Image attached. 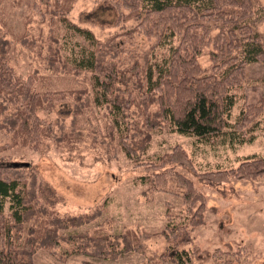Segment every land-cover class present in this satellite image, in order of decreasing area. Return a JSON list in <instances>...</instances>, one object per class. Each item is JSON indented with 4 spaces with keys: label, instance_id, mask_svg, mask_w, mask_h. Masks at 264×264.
Masks as SVG:
<instances>
[{
    "label": "rangeland",
    "instance_id": "rangeland-1",
    "mask_svg": "<svg viewBox=\"0 0 264 264\" xmlns=\"http://www.w3.org/2000/svg\"><path fill=\"white\" fill-rule=\"evenodd\" d=\"M259 1L264 7V0ZM64 18L77 27L91 30L102 43L115 36L117 41H124L125 48L116 56L121 69L137 59L142 61L147 53L153 65L166 53L167 47L157 39L138 32L127 33L136 26L135 21L116 24L115 12L104 0H0V31L9 40L10 65L25 79L33 77L35 90L47 93L55 105L53 109L38 111L42 122L53 131L41 147L13 145L12 134L0 133V162L23 165L24 177L29 188L39 192L40 203H47L61 216L102 209L99 219L77 232L98 229L116 235L131 230L150 237L144 240L140 251L121 253L116 259L83 254L60 259L59 253L69 248L67 243H62L56 254L40 248L34 253L35 264H153L158 261L168 248L163 233L168 224V206L177 219L187 215L183 190L176 182L158 192L148 190V185L141 180L142 176L161 172L166 166L190 178L207 198L204 225L194 230L193 244L180 248L193 257L191 264H261L264 260V179L254 182L232 179L210 184L202 182L198 175L238 167L249 156H264V113L258 119L256 130L248 135L254 136L251 142L234 146L222 140L207 143L164 126L153 130L148 145H138L137 155L129 158L120 144L121 135L122 132L126 135L127 124L140 119V112L136 106L127 111L120 130L115 128L114 115L107 104L93 102L98 94L93 73L77 68L81 55L90 52V43L76 34ZM257 28L264 32V15L258 20ZM50 46L59 48L60 52H52ZM209 50L206 48L200 57L203 67L211 64ZM51 56L56 59L50 61ZM233 93L236 103L230 116L232 124L247 104L257 102L264 95V64H249L246 79ZM77 94L82 96L81 100L76 98ZM78 106L81 113L75 115ZM152 109L158 110V106L153 105ZM128 133L130 137L135 134L132 129ZM62 136L64 140L60 139ZM137 137L144 139V135ZM176 146L187 152L194 170L167 163L165 155ZM159 163L164 167L147 168ZM9 207L7 200L6 215ZM195 247L199 249L196 252ZM194 253L198 254L194 256ZM183 257L188 262L187 256Z\"/></svg>",
    "mask_w": 264,
    "mask_h": 264
},
{
    "label": "trees",
    "instance_id": "trees-1",
    "mask_svg": "<svg viewBox=\"0 0 264 264\" xmlns=\"http://www.w3.org/2000/svg\"><path fill=\"white\" fill-rule=\"evenodd\" d=\"M104 1L115 12L116 24L136 22L127 33L144 34L167 47L163 59L153 65L147 53L142 61L137 59L121 69L116 56L125 48L124 41H117L115 36L102 43L91 30L63 19L90 43V52L81 55L77 68L93 73L98 89L93 102L107 104L114 115L113 124L120 130L127 111L136 106L140 112V119L125 124L126 135L123 132L121 135L120 144L129 158L137 155L138 145H148L153 130L164 126L207 143L222 140L234 146L253 140L254 136L248 135L256 130L258 119L264 113V95L257 102L247 104L234 124L230 123V116L236 103L233 91L246 79L247 66L264 64V32L257 28L264 7L259 0ZM258 14L260 18L254 19ZM206 48H210L209 67H203L200 62ZM50 50L60 52L53 46ZM8 55L9 40L0 31V133L12 134L13 145L39 148L53 131L42 122L38 111L53 109L54 99L35 90L33 77L25 79L19 75L10 65ZM52 59L56 58L51 56L50 61ZM76 98L81 100L82 96L77 94ZM153 105H157L158 110L152 109ZM80 113L78 106L75 115ZM131 129L135 134L130 137ZM136 134L144 135V139ZM165 157L167 163L194 170L192 160L181 146H176ZM163 167L162 163L147 166L151 170ZM24 173L23 165L0 162V264H35L34 253L38 249L45 248L56 254L62 243H67L69 248L59 253L60 259L74 254L116 259L121 253L140 251L144 240L150 237L131 230L116 235L98 229L77 232L99 219L102 209L61 216L47 203H40L39 192L29 188ZM198 176L202 182L210 184L232 179L250 182L264 179V156H249L238 167ZM141 180L148 185V190L158 192L176 182L183 190L186 205L187 215L179 219L168 206V224L163 232L168 248L153 264L193 263V257L180 248L193 244L194 230L204 225L206 196L190 178L171 166L142 176ZM7 200L10 202L8 215L5 214Z\"/></svg>",
    "mask_w": 264,
    "mask_h": 264
}]
</instances>
